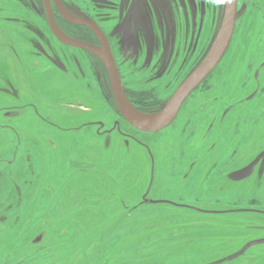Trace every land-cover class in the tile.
Wrapping results in <instances>:
<instances>
[{"label": "rangeland", "instance_id": "374dc122", "mask_svg": "<svg viewBox=\"0 0 264 264\" xmlns=\"http://www.w3.org/2000/svg\"><path fill=\"white\" fill-rule=\"evenodd\" d=\"M64 1L108 34L127 94L148 114L205 58L226 9L141 0L126 20L119 0ZM238 4L240 47L230 41L168 125L147 133L121 117L100 61L53 36L42 0H0V264H264V161L234 177L261 150L250 133L264 135V93L248 101L264 70L251 82L247 65L264 59V0ZM236 104L237 154L235 113L224 115Z\"/></svg>", "mask_w": 264, "mask_h": 264}, {"label": "water", "instance_id": "95a60500", "mask_svg": "<svg viewBox=\"0 0 264 264\" xmlns=\"http://www.w3.org/2000/svg\"><path fill=\"white\" fill-rule=\"evenodd\" d=\"M54 1L58 11L65 19L74 24L85 25L91 28L98 35L101 44L98 46L68 37L62 32L55 21L50 0H45L49 25L54 35L64 44L88 50L98 55L105 62L109 71L114 98L121 114L128 123L145 132H157L164 129L168 125L173 113L180 107L185 98L216 68L227 51L232 39L238 6V0H226L225 15L221 28L205 58L179 85L167 105L163 108L160 117L153 121H144L136 114L138 110L134 108L125 92L110 43L102 28L92 20L72 14L61 0ZM42 236L40 234L35 241H41Z\"/></svg>", "mask_w": 264, "mask_h": 264}, {"label": "flooded vegetation", "instance_id": "af4514ba", "mask_svg": "<svg viewBox=\"0 0 264 264\" xmlns=\"http://www.w3.org/2000/svg\"><path fill=\"white\" fill-rule=\"evenodd\" d=\"M43 1V5H44V8H45V15H46V20H47V23H48V26H49V28H50V30H51V33L53 34V36L59 41V42H61L55 35H54V33H53V31H52V29H51V27H50V25H49V21H48V15H47V9H46V3H45V0H42ZM62 1V3L64 4V6L68 9V11H70L72 14H74L73 12H72V10L69 8V6H68V4L64 1V0H61ZM125 1H127V0H119V2H118V7H117V9H119L118 11H119V13H122L124 10H125V7L127 6V11H128V13H127V15H126V20H130V18L132 17V15H133V12L134 11H137L139 8H141L142 7V5H141V0H128V4L126 5L125 4ZM239 1V0H238ZM150 2V1H149ZM50 4H51V7H52V11H53V14H54V18H55V21H56V23L58 24V26L61 28V29H63L67 34H68V36H71L72 38H74V39H77V40H80V41H84V42H88V43H91V44H94V45H100L101 43H100V39H99V37H98V35L95 33V31H93L91 28H89L88 26H85V25H79V24H74V23H72V22H70V21H68L67 19H65L61 14H60V12L58 11V8H57V6H56V4H55V1L54 0H50ZM116 9V10H117ZM113 10H115V9H113ZM239 11V4H238V6H237V16H236V24H235V30H234V33H233V36H232V39H231V41L232 42H234V43H238V45H237V48L238 47H240L239 45L241 44L240 42L242 41L241 40V35H240V33H239V31H236V27H237V25H238V22L242 19V17H243V12L242 13H239L238 12ZM114 13V12H113ZM74 15H76V14H74ZM76 16H78V17H82V18H86V19H89V20H92V21H94V22H96L94 19H91V18H87V17H85V16H82V15H76ZM125 20V19H124ZM126 20H125V22H126ZM64 22L65 23H69L71 26H73L74 28H75V30L77 31V33H74V32H70V31H68V29L67 28H65L64 26H63V24H64ZM125 22L119 27L120 29H121V31L122 30H124L125 29ZM97 23V22H96ZM98 24V23H97ZM99 25V24H98ZM100 26V25H99ZM101 27V26H100ZM238 27H239V25H238ZM242 27H244V26H242ZM79 28L81 29V30H79ZM103 30V29H102ZM104 31V30H103ZM105 34H106V36H107V38H108V41H109V43H110V46H111V49H112V52H113V55H114V48H113V46H112V43H111V40H110V38H109V36H108V34L106 33V32H104ZM84 34V35H83ZM253 42L256 44V40H253ZM62 44H64L63 42H61ZM240 43V44H239ZM231 44V43H230ZM64 45H66V44H64ZM66 46H69V47H74V46H70V45H66ZM74 48H78V47H74ZM78 49H81V50H83V51H86V52H88L90 55H92L93 57H95V58H97V60L98 61H100V63H101V65H102V67L104 68V69H106L107 70V73L109 74V71H108V68H107V66H106V64H105V62L98 56V55H96V54H94V53H92V52H90V51H88V50H85V49H82V48H78ZM227 52V51H226ZM226 52H225V54H226ZM251 53V51L249 52V54ZM224 54V55H225ZM224 57V56H223ZM114 58H115V55H114ZM260 58L261 57H259V58H257V63L255 62V61H253V63L252 62H250V64H251V66L249 65V63L247 62V65H248V68L250 67V69H252V71H251V82H254L255 80H260V78H261V75H262V71L264 70V59L259 63V61H260ZM223 59V58H222ZM240 59V57H239V55H238V57H236V59L235 60H239ZM115 60H116V58H115ZM104 62V63H103ZM117 63V62H116ZM240 63V62H239ZM255 63H256V65H255ZM254 65H255V67H254ZM260 65V66H259ZM117 66H118V64H117ZM198 66V65H197ZM257 67V68H256ZM118 69H119V67H118ZM119 72H120V70H119ZM212 72V71H211ZM210 72V73H211ZM120 75H121V73H120ZM208 77V76H207ZM206 77V78H207ZM109 78H110V75H109ZM205 78V79H206ZM186 79V78H185ZM184 79V80H185ZM204 79V80H205ZM203 80V81H204ZM111 81V80H110ZM203 81L200 83V84H202L203 83ZM183 82V81H182ZM199 84V85H200ZM198 85V86H199ZM124 86V85H123ZM197 86V87H198ZM112 87V86H111ZM196 87V88H197ZM195 88V89H196ZM124 89H125V87H124ZM194 89V90H195ZM193 90V91H194ZM192 91V92H193ZM113 92V91H112ZM125 92H126V94H127V91H126V89H125ZM260 93L262 94V93H264V84L263 85H258V84H256V86H255V88H254V90L249 94V96H248V101L250 102V103H252L253 101H255L256 99H257V97L260 95ZM173 95V94H172ZM172 95H171V97H172ZM127 96H128V94H127ZM170 97V98H171ZM128 98H129V96H128ZM129 100H130V102L132 103V105L134 106V108H136L137 110H139L140 108L137 106V104H135L133 101H131V99L129 98ZM113 102H114V104L116 105V107H117V109H118V111H119V113H120V115H121V117L126 121V122H128L124 117H123V115L121 114V112H120V110H119V108H118V106H117V104H116V101H115V98H114V94H113ZM165 107V106H164ZM231 108V110H226L225 112H224V115H225V118H227L228 117V114H230V113H233V111H234V113H235V110H236V108H237V104L236 105H234V106H232V107H230ZM234 108V109H233ZM163 110V109H162ZM139 111H142V110H139ZM231 111V112H230ZM257 111V110H256ZM142 112H144V111H142ZM223 112L222 111H219V115H214V116H212V118H211V120L209 121V123H208V126H207V128H206V130H205V133L203 134V136H204V139H206L207 140V138L211 135V133L213 132V130H214V128L216 127V125H217V123H219V121H221L220 120V116H224L223 115ZM238 114H240L238 111H236ZM243 112V111H242ZM263 112V117H264V110L262 111ZM144 113H146V112H144ZM237 113H235V115H234V118H236V120H234L233 119V121H231L232 123H233V125L231 126V131H230V129H229V132L231 133V136L229 137V143L231 142V144H233V147H234V153L235 154H237L238 153V145L242 142V140L244 139V137L243 136H241L240 134H241V131H243V129L242 128H240L239 127V115L237 114ZM250 114V113H249ZM249 114L247 115V118H250V116H249ZM17 115V113L16 112H14V111H9V112H7L6 113V116H16ZM243 122H244V120H243ZM246 122L248 123V120H246ZM245 122V123H246ZM120 124V122L119 121H116V125H119ZM130 124V123H129ZM263 124H264V121H263ZM131 125V124H130ZM132 126V125H131ZM134 127V126H133ZM135 128V127H134ZM135 129H137V128H135ZM248 129V128H247ZM137 130H139V131H142V130H140V129H137ZM163 130V129H162ZM161 131V130H160ZM142 132H145V131H142ZM157 132H159V131H157ZM147 133H155V132H147ZM245 133V129H244V132L242 133V135ZM256 131H252L251 133H250V136H249V141L252 143V145H253V148H254V142H255V146L256 147H260L261 148V150H260V152H258L255 156H253V158H252V160H251V163L248 165V166H245V167H243V168H241V169H235V176L234 177H236L237 179H244V178H247L248 176H250V175H252L253 173H254V168H255V166L256 165H258L259 163H261L262 161H264V135L262 134V135H257L256 136ZM217 137H218V135H217ZM54 145L56 146V143H54ZM255 149V148H254ZM255 153V151L253 152V154ZM40 234H42L43 236H42V239H41V241H39V242H36L35 240H36V238L40 235ZM44 236H45V232L44 231H40L33 239H32V241H31V243L32 244H36V243H41L42 241H43V239H44ZM256 244H258V241L257 242H254V243H250L249 245H251V246H254V245H256Z\"/></svg>", "mask_w": 264, "mask_h": 264}, {"label": "bare ground", "instance_id": "6f19581e", "mask_svg": "<svg viewBox=\"0 0 264 264\" xmlns=\"http://www.w3.org/2000/svg\"><path fill=\"white\" fill-rule=\"evenodd\" d=\"M136 114L144 121H153L155 119H157L158 117H160V115L162 114H148V113H144L142 111H136Z\"/></svg>", "mask_w": 264, "mask_h": 264}, {"label": "trees", "instance_id": "16d2710c", "mask_svg": "<svg viewBox=\"0 0 264 264\" xmlns=\"http://www.w3.org/2000/svg\"><path fill=\"white\" fill-rule=\"evenodd\" d=\"M79 30H81V29L79 28Z\"/></svg>", "mask_w": 264, "mask_h": 264}]
</instances>
